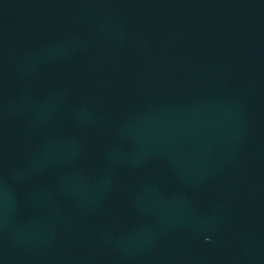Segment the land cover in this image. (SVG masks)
Wrapping results in <instances>:
<instances>
[{"label": "water", "instance_id": "water-1", "mask_svg": "<svg viewBox=\"0 0 264 264\" xmlns=\"http://www.w3.org/2000/svg\"><path fill=\"white\" fill-rule=\"evenodd\" d=\"M0 264H264V0H0Z\"/></svg>", "mask_w": 264, "mask_h": 264}]
</instances>
